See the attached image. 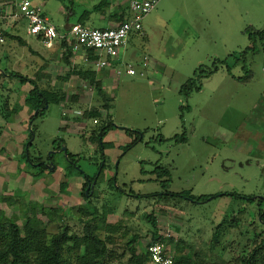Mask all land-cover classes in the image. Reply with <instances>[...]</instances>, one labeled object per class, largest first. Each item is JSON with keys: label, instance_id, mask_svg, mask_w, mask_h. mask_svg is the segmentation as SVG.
Returning <instances> with one entry per match:
<instances>
[{"label": "rangeland", "instance_id": "1", "mask_svg": "<svg viewBox=\"0 0 264 264\" xmlns=\"http://www.w3.org/2000/svg\"><path fill=\"white\" fill-rule=\"evenodd\" d=\"M101 1L33 0L63 30ZM119 8L130 18V0ZM90 16L87 26L107 27L95 20L99 13ZM21 21L7 31L26 45L0 43V213L21 227L27 218L41 220L50 237L66 227L79 236L96 230L106 244L101 264H134L132 248L139 255L148 250L153 218L160 232L175 235L177 264H243L259 253L264 237L243 224L257 214L255 205L227 194L264 195V51L241 57L253 43L248 31L264 32V0H158L143 35L132 33L123 55L135 76L124 66L97 71L79 58L69 66L61 45L50 52ZM263 42L257 38V47ZM201 68L209 74L202 90L186 97L182 88ZM88 69L102 81L109 110L95 84L75 73ZM5 71L37 80L49 92L64 91L65 106L47 104L33 121L37 110L25 106L10 121L7 109L21 107L32 86ZM98 108V118L85 113ZM109 123L102 151L96 134ZM30 132L32 162L46 161L62 141L68 152H55L54 170L38 180L21 160ZM69 155L91 178L104 166L87 199Z\"/></svg>", "mask_w": 264, "mask_h": 264}, {"label": "trees", "instance_id": "2", "mask_svg": "<svg viewBox=\"0 0 264 264\" xmlns=\"http://www.w3.org/2000/svg\"><path fill=\"white\" fill-rule=\"evenodd\" d=\"M103 7V4L96 5L91 11L100 10ZM85 11L84 15L89 16L92 12ZM120 22L127 20L126 13L123 11L120 14L115 15ZM82 24V23H80ZM85 25V24H84ZM59 31H63V29L58 28ZM5 37V39L18 41L22 45H26V42L23 38L12 34L8 31H1ZM249 39L252 43L251 47H248L241 53L242 58H246V56L251 53H257L261 50L264 51V42L262 45V49L257 47V38L264 40V32H254L252 33L250 30L248 31ZM61 48L64 51V61L65 64L71 65L73 53L68 46L66 41L61 43ZM235 61H240V58L235 57ZM218 69V66L215 67V70ZM230 69V68H228ZM230 72V70H229ZM6 74L10 77L18 78L22 85L30 84L32 89L28 92L25 96L24 104L17 108L7 109V116L6 118L11 121V113L18 114L21 112L23 107L29 106L34 111H39L37 115H34L30 118L31 121L36 120L43 111L45 110L46 104L50 103H61L65 102L67 96L65 95L64 91L52 92L42 89L40 84L37 80H33L28 76L22 75L21 73L14 72V71H5ZM78 76L82 77L83 79L89 80L95 84L98 90V94L100 95L99 98L101 100L106 101L107 103L104 104L103 109L109 110L110 104L106 100V93L103 88L102 81L96 80V72L88 69L86 72L81 70L80 72H75ZM1 75V74H0ZM3 75V74H2ZM209 74L207 71L203 70L202 68L195 72L193 78H191L188 83L182 88L181 93L185 94L186 97L192 91H201L202 85L201 81L203 78L208 77ZM242 80V79H241ZM72 101H76L78 97L72 96ZM8 106V104L6 103ZM87 113L89 118H98L100 117V109H93ZM113 124L109 123L108 125L101 128V130L97 131L96 139L100 142V148L104 151L107 148L109 143L104 142V139L109 134V132L113 129ZM128 131V130H127ZM129 132V131H128ZM33 135L30 132L29 138ZM29 141L26 140L24 145V149L21 155V160L25 162L30 168L36 170V173H33V178L38 180L44 177L45 172H50V168H46L44 165L39 167L32 166L28 162V158L30 157V150L32 145L27 147V143ZM64 142V141H62ZM59 142V145L62 144ZM69 159L75 163L72 165V169L76 170V175L82 176V172L77 170L78 167L77 159L74 158L73 155L68 156ZM54 159L55 156H52ZM32 161V160H31ZM38 162H41L39 158ZM104 170V166L102 168L101 174ZM163 173L166 171L161 170ZM158 171V173H162ZM70 174H74L70 172ZM96 174V173H95ZM100 174V176H101ZM92 180L93 177L91 178ZM86 187V185H84ZM67 189V184H62V190ZM172 196H181L185 198H193L190 194H170ZM169 195V196H170ZM230 195V194H227ZM234 198L241 199L245 201L243 198H240L238 194H231ZM82 197L87 199L85 192L82 193ZM209 198V196L200 197L198 201H205ZM195 199V198H194ZM246 202V201H245ZM41 220H37L35 218H27V221L21 227L16 221L12 220L11 218L7 217L4 211L0 213V264H101L102 260L106 256V244L104 240L96 233V230L89 229L84 236H79L77 234H71L68 228H64L62 232L52 235L51 237L48 235L46 231V226L42 224ZM152 223L154 226V232L152 234L153 240L158 239L160 230L156 227V219H152ZM137 237L131 242L135 244L137 241ZM171 243H174V239H171ZM177 247V246H176ZM175 247V250H176ZM256 253L252 254L243 264H264V242L259 245V253L258 250L255 251ZM133 260L134 264H150V256L148 250L145 254L139 255L135 248H132ZM175 262L177 264V255L175 253ZM186 263V262H185Z\"/></svg>", "mask_w": 264, "mask_h": 264}, {"label": "built area", "instance_id": "3", "mask_svg": "<svg viewBox=\"0 0 264 264\" xmlns=\"http://www.w3.org/2000/svg\"><path fill=\"white\" fill-rule=\"evenodd\" d=\"M8 4H0V18L4 16ZM157 4L158 0H131L130 18L114 27L102 29L76 23L64 32L59 31L51 18L45 15L43 8L32 0H18L10 5L14 7L11 17L14 20L24 18L27 21V34L39 40L46 49L54 51L66 41L74 56L79 55L83 64L92 65L97 71H101L112 69L120 61L121 50L128 45L132 33L143 35V21L155 10ZM4 42L5 37L0 31V43ZM146 61L147 58L143 63L144 67L148 66ZM124 67L127 74H137L131 63ZM171 239H174V243L177 241L169 230L159 232L158 239H151L148 245L150 264H176V250Z\"/></svg>", "mask_w": 264, "mask_h": 264}, {"label": "crops", "instance_id": "4", "mask_svg": "<svg viewBox=\"0 0 264 264\" xmlns=\"http://www.w3.org/2000/svg\"><path fill=\"white\" fill-rule=\"evenodd\" d=\"M17 1L18 0H0V4H2V3H6V4L10 3L11 4L12 2H17ZM125 1L126 0H102L99 4H103L104 7L101 10L94 11V12L100 14V16H97V18L95 20L96 21H103V22H105L107 24V27H114V26H116L117 24H115V22L118 21V18L115 15L120 13L119 6L120 5H123ZM72 3H74V2H72ZM10 4H8V6L6 8V11H5L4 16L0 18V24H1L0 26L3 25L2 26V29H5L4 31H7V30L9 31L11 29L14 30L16 28V24H17V20H14L11 17L12 9H14V7H11ZM69 10H70V12H69L70 15H74L75 14V12L73 11L72 8L69 9ZM85 11H91V10H85ZM84 12L80 16V18H79V20H78L77 23H82V24L87 25L86 22L88 20H91L90 18H92V17L90 15L89 16H85L84 15ZM91 12L93 13V11H91ZM45 15H46V13H45ZM21 19H22V21H21L22 23H21L20 27L26 30V28H27V21L24 18H21ZM3 27H5V28H3ZM26 33H27V30H26ZM29 37H31V36H29ZM130 40H129L128 45L121 50V55H120L121 58H120V61L118 63H115L114 64V66L112 68L113 70L116 71L117 68H119L120 66H124L126 63H130V62H126V60L123 57V55H125L126 53H128V48H129ZM50 52H52V51H50ZM78 58H79V55H75V56L73 55L72 61L75 60V59H78ZM61 104L63 105V107L65 106V102H63ZM63 116L65 117V115H63ZM110 135H111V131L109 132V134L104 139V142H107V143L109 142L110 137H111Z\"/></svg>", "mask_w": 264, "mask_h": 264}, {"label": "flooded vegetation", "instance_id": "5", "mask_svg": "<svg viewBox=\"0 0 264 264\" xmlns=\"http://www.w3.org/2000/svg\"><path fill=\"white\" fill-rule=\"evenodd\" d=\"M32 138H33V136L28 139L29 142L27 143V147L30 145H33L32 144V142H33ZM62 145L63 144H60L58 146L55 145L53 147L55 149V151H53V152L59 153ZM52 156H55V153H53L51 156L48 155L46 161L41 160V162L34 163L31 161L30 158H28V162L32 166L39 167L41 165H44L46 168H50L51 166L54 165V160H53ZM102 159H104V158H102ZM72 164L75 165L74 162H72ZM101 171H102V169H101ZM82 174H83L81 176V178L83 179L82 191L85 192V195L87 196V198H89V196L93 195V193H94L92 190L93 189L95 190V187H96V184H97V181L100 177L101 172L99 175L96 173L93 176L94 180H92L88 174L83 173V172H82ZM94 182H95V184L93 185ZM84 185H86V187ZM90 186H91L90 190L87 191V189ZM230 196H231V194H230ZM240 198H243L246 202L251 203V205H255V209L257 211L256 215L253 212L251 213V211H250L252 219L249 222H243L246 229H248L247 233H249V234L254 233L257 236L264 237V195H261V196H240ZM189 199H191V198H189ZM233 219H235V216L233 217Z\"/></svg>", "mask_w": 264, "mask_h": 264}, {"label": "water", "instance_id": "6", "mask_svg": "<svg viewBox=\"0 0 264 264\" xmlns=\"http://www.w3.org/2000/svg\"><path fill=\"white\" fill-rule=\"evenodd\" d=\"M69 28H70V26H67V27H66V30H68ZM3 73H4V72H3ZM47 107H48V105L46 104L45 108H47ZM38 112H39V111H37V112L35 113V115H37ZM32 135H33V138H34V133H33V132H32ZM33 138H32V139H33ZM31 141H32V140H31ZM62 152H63L66 156L68 155L67 148H66L65 146H63V145H62V147H61L59 153H62ZM53 153H55V152H50V153H49V156H51ZM54 168H55L54 165L51 166V167H50V172H52V171L54 170ZM94 184H95V182L93 183V185H94ZM90 188H91V186L87 189V191H89ZM190 200L194 201L193 199H190Z\"/></svg>", "mask_w": 264, "mask_h": 264}]
</instances>
